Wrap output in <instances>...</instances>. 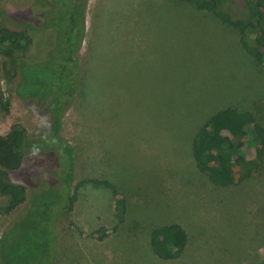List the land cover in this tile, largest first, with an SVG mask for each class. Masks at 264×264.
<instances>
[{
  "label": "rangeland",
  "instance_id": "rangeland-1",
  "mask_svg": "<svg viewBox=\"0 0 264 264\" xmlns=\"http://www.w3.org/2000/svg\"><path fill=\"white\" fill-rule=\"evenodd\" d=\"M218 1L234 13V0ZM52 10L40 0H0V25L24 31L11 15L40 26ZM47 29L29 33L34 58L52 44ZM1 48L0 86L9 104L0 106V134L16 125L38 135L49 116L19 93L22 73ZM79 58L82 81L61 129L75 150V201L56 215L54 264H264V151L257 167L229 186L211 183L193 155L202 127L226 107L253 111L264 127V64L246 50L239 29L183 0H88ZM253 153L247 149V157ZM52 159L36 153L10 172L29 199L0 215V239L37 193L32 184L48 185L51 197L65 193ZM114 191L127 203L123 221ZM8 202L3 197L0 206ZM168 223L188 234L175 259L150 244L152 230Z\"/></svg>",
  "mask_w": 264,
  "mask_h": 264
},
{
  "label": "trees",
  "instance_id": "trees-1",
  "mask_svg": "<svg viewBox=\"0 0 264 264\" xmlns=\"http://www.w3.org/2000/svg\"><path fill=\"white\" fill-rule=\"evenodd\" d=\"M40 1L55 10L54 17L40 25L51 27L44 32L51 31L47 35L52 37V44L44 48L42 57L29 54L33 41L29 33L40 26L11 14L28 28L15 31L0 25L2 53L22 73L19 93L25 99L40 102V110L49 116L48 128L38 135H25L16 125L0 134V199L9 198L7 205L0 206V215L9 214L29 199L27 186L10 177V172L21 168L28 156L50 152L58 166L56 184L67 189L51 197L48 185L32 184L39 187L37 193L29 200L23 216L0 239V264H54L58 243L56 215L66 207L71 208L75 201L70 189L76 167L75 150L61 129L64 112L75 102L83 77L79 52L86 37L88 0H82L81 5L79 0ZM183 1L237 27L246 50L264 64V0H234V13L227 11L218 0ZM3 104L9 102L0 86V106ZM263 143L264 127L257 122L254 112L229 106L214 114L202 127L194 141L193 155L197 168L211 183L229 186L244 180L247 169L252 171L257 167L264 151ZM249 148L254 149L251 157H247ZM96 182L111 186L108 181ZM114 194L117 216L123 221L127 203L123 194L118 191ZM107 236L103 232L99 238ZM150 244L158 256L175 259L187 246L188 234L179 223L164 224L152 230Z\"/></svg>",
  "mask_w": 264,
  "mask_h": 264
}]
</instances>
